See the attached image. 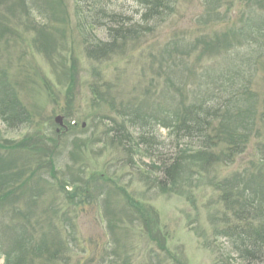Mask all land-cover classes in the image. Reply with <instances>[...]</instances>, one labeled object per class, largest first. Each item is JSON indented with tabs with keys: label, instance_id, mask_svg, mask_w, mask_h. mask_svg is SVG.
I'll list each match as a JSON object with an SVG mask.
<instances>
[{
	"label": "rangeland",
	"instance_id": "374dc122",
	"mask_svg": "<svg viewBox=\"0 0 264 264\" xmlns=\"http://www.w3.org/2000/svg\"><path fill=\"white\" fill-rule=\"evenodd\" d=\"M103 3L139 21L132 0ZM75 14L74 0H0V81L27 117L15 129L0 121L5 190L24 183L20 199L8 198L0 210V264L3 250L31 236L63 239L69 253L61 264H248L215 231L217 194L209 184L181 182L173 194L154 180L175 154L170 127L181 99L190 103L208 86L211 96L222 75L237 73L248 83L244 97L255 102V123L244 152L216 180L236 178L247 188L264 180V0H179L135 48L127 43L101 61L86 48L108 42L104 29H85ZM215 94L225 103L232 92ZM134 109L161 123L150 130L153 154L134 147L139 132L125 120ZM126 134L124 147L113 142ZM126 196L154 216L166 251L149 240Z\"/></svg>",
	"mask_w": 264,
	"mask_h": 264
},
{
	"label": "trees",
	"instance_id": "16d2710c",
	"mask_svg": "<svg viewBox=\"0 0 264 264\" xmlns=\"http://www.w3.org/2000/svg\"><path fill=\"white\" fill-rule=\"evenodd\" d=\"M132 1L141 8L139 21L134 23L128 16L111 12L103 0H74L75 17L78 22L85 25V29L86 25L104 29L108 38L106 43L87 42L86 53L89 59L101 61V58L111 57L117 53V49H121L127 43H134L135 48L147 32L167 21L179 0ZM165 51L170 52L168 46L165 47ZM199 56L202 57V54ZM206 72H210L207 75L208 78L211 77V82H217L216 78L211 76L212 72H215L213 68L206 69ZM181 77H184V74ZM220 78L224 80H218L211 96L208 86L206 91L194 95L190 103L182 99L179 102L178 111L174 114L176 122L170 127L176 143L175 154L156 167L155 170H158L160 177L154 181L160 191L176 194L178 187H181L179 183L181 185L182 182L184 188L192 184L193 180H196L195 182L204 180L217 194V208L213 219L215 231L232 243V252L240 260L248 264H264V180L261 179L254 188L241 187L236 178L220 182L216 180L220 167L231 163L232 159L241 155L247 147L250 130L255 123L256 106L252 98L244 97L248 91L243 84L248 83L239 73L226 77L222 75ZM3 87L5 86L0 81V121L7 128L15 129L27 117L13 92ZM91 89L94 98L98 99L100 96L98 91L94 87ZM239 90L242 93H239ZM216 92L221 94L232 92V94L225 103H219L215 101ZM121 113L125 118L126 115ZM125 120L127 125L139 132V135L134 137L136 150L138 147H144L145 154L154 152L149 151L156 142L150 130L161 124L156 122L155 116L145 115L140 109H134ZM124 128L125 123L120 129L124 130ZM123 139L130 140V135L113 139V142L119 147H124ZM18 175V173L13 175L12 179L18 180ZM8 179L6 174L0 175V210L3 209L2 205L9 200L8 198L20 199L19 192L22 194L21 190L24 187V183L21 182L18 186L5 190ZM25 182L27 184L29 181ZM17 194L19 197H15ZM126 198L135 217H138L137 219L144 225L149 240L153 241L160 250L166 251V239L165 243L162 239H156L159 232L156 230L158 224L154 216L147 218L141 205L128 196ZM11 227H14V223ZM32 238V236L22 237L16 240L14 245L9 247L10 249L2 248L4 264H36L37 260L38 264L67 263L65 260L69 251L63 239L57 236L49 242L44 237L42 240ZM30 245L33 247L29 249Z\"/></svg>",
	"mask_w": 264,
	"mask_h": 264
},
{
	"label": "water",
	"instance_id": "95a60500",
	"mask_svg": "<svg viewBox=\"0 0 264 264\" xmlns=\"http://www.w3.org/2000/svg\"><path fill=\"white\" fill-rule=\"evenodd\" d=\"M61 118H59V117H57L56 119H55V122L57 123V124H59L60 126H62V122H61Z\"/></svg>",
	"mask_w": 264,
	"mask_h": 264
}]
</instances>
